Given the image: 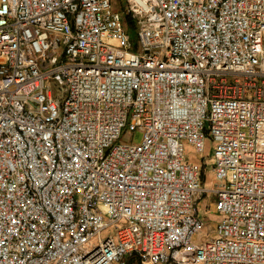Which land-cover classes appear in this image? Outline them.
Listing matches in <instances>:
<instances>
[{"label": "built area", "instance_id": "built-area-1", "mask_svg": "<svg viewBox=\"0 0 264 264\" xmlns=\"http://www.w3.org/2000/svg\"><path fill=\"white\" fill-rule=\"evenodd\" d=\"M128 260L264 264V0H0V264Z\"/></svg>", "mask_w": 264, "mask_h": 264}, {"label": "rangeland", "instance_id": "rangeland-1", "mask_svg": "<svg viewBox=\"0 0 264 264\" xmlns=\"http://www.w3.org/2000/svg\"><path fill=\"white\" fill-rule=\"evenodd\" d=\"M129 33L131 34V39L132 41H135V32L133 31H129ZM141 138H142V134L139 132V131H135L134 133H131V132H128L127 130H123L122 132V136H121V139H120V143H133V144H138L140 141H141ZM205 176V174H204ZM206 184H209L208 186L211 185V178L210 176L206 179L205 181ZM208 204V201H203L202 203H200V207L203 208V206H206ZM204 216V215H203ZM205 219L209 220L210 223L212 221L215 220V214L214 212L211 210V212L208 214L205 215ZM213 223H211L212 225ZM211 227H208L204 233L207 234V233H210L211 231Z\"/></svg>", "mask_w": 264, "mask_h": 264}, {"label": "trees", "instance_id": "trees-1", "mask_svg": "<svg viewBox=\"0 0 264 264\" xmlns=\"http://www.w3.org/2000/svg\"><path fill=\"white\" fill-rule=\"evenodd\" d=\"M203 179H205L204 175L202 176V180ZM204 182H205V180H204ZM127 264H139V263H134V261L128 260Z\"/></svg>", "mask_w": 264, "mask_h": 264}]
</instances>
